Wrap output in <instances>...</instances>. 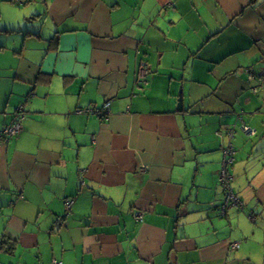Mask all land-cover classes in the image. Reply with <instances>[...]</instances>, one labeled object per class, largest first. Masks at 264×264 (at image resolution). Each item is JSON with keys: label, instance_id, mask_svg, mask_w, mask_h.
<instances>
[{"label": "crops", "instance_id": "1", "mask_svg": "<svg viewBox=\"0 0 264 264\" xmlns=\"http://www.w3.org/2000/svg\"><path fill=\"white\" fill-rule=\"evenodd\" d=\"M263 78L264 0H0V264H264Z\"/></svg>", "mask_w": 264, "mask_h": 264}, {"label": "built area", "instance_id": "2", "mask_svg": "<svg viewBox=\"0 0 264 264\" xmlns=\"http://www.w3.org/2000/svg\"><path fill=\"white\" fill-rule=\"evenodd\" d=\"M24 0H16V2L22 4ZM249 73L252 72V70H248ZM150 74V70L146 66L140 67V72L137 78L136 83L138 85L146 84V76ZM264 85V78L261 82V86ZM254 92H257V88L254 89ZM109 110V103L104 104L101 109H78V114H94L99 117H105ZM25 119V105L21 103L17 109L15 110L13 114L12 120L6 124L1 130H0V148L5 146L9 140L15 136H17L22 131V123ZM242 132L245 134H254V130L246 125L241 126ZM234 161V151L232 147L229 145L226 148L223 149V159L221 162V168L219 171V183L221 188L224 192V202L221 205V212L222 214L226 213L227 210L231 207H234L236 209H241L243 207V203L240 200V198L233 192L231 181L232 176L229 172V167ZM67 206H69V202L66 203ZM135 219H141L140 214H135ZM233 248H238L237 243L232 244ZM55 264H60L55 262Z\"/></svg>", "mask_w": 264, "mask_h": 264}, {"label": "trees", "instance_id": "3", "mask_svg": "<svg viewBox=\"0 0 264 264\" xmlns=\"http://www.w3.org/2000/svg\"><path fill=\"white\" fill-rule=\"evenodd\" d=\"M232 190H233V189H232ZM233 192H234V191H233ZM234 193H235V192H234ZM235 194H236V193H235ZM236 195L238 196V194H236ZM238 197H239V196H238ZM240 200H241V199H240ZM242 203H243V202H242ZM231 208H234V207H231ZM242 208H243V207H242ZM242 208H241V209H236V208H235V209L240 211V210H242Z\"/></svg>", "mask_w": 264, "mask_h": 264}]
</instances>
